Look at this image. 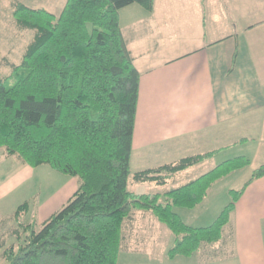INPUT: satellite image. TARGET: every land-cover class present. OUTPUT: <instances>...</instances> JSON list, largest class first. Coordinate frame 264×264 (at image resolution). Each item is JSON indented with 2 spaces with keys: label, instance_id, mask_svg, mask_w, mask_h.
<instances>
[{
  "label": "trees",
  "instance_id": "obj_1",
  "mask_svg": "<svg viewBox=\"0 0 264 264\" xmlns=\"http://www.w3.org/2000/svg\"><path fill=\"white\" fill-rule=\"evenodd\" d=\"M153 1L67 0L59 15L13 4L16 28L34 36L20 64L0 78V148L31 168L46 165L77 178L79 186L41 224L22 222L28 203L17 208L16 245H0L5 264H117L122 225L135 209L152 211L174 234L170 258L190 256L220 240L247 185L264 176V167L255 170L206 228L187 226L174 209L197 207L215 182L247 167L248 159L224 162L164 195L128 190L130 177L134 184L163 186L209 156L131 173L139 73L119 10L138 4L151 11Z\"/></svg>",
  "mask_w": 264,
  "mask_h": 264
},
{
  "label": "crops",
  "instance_id": "obj_2",
  "mask_svg": "<svg viewBox=\"0 0 264 264\" xmlns=\"http://www.w3.org/2000/svg\"><path fill=\"white\" fill-rule=\"evenodd\" d=\"M229 24L239 30L216 28ZM119 26L139 73L131 173L209 155L164 188L197 167L213 164L210 172L236 158L249 160L243 169L250 175L264 167V0H154L151 11L131 4L119 10ZM11 165L28 179L41 167L18 158ZM146 184L154 183L134 184L130 192L142 195L137 186ZM72 185L64 182L59 201L68 202L79 181ZM210 190L194 209H174L187 226L206 228L219 216H211L213 203L205 205ZM50 200H37L35 212L28 206L24 216L43 223L53 215ZM16 210L0 199V220L16 225ZM174 245L152 211L135 209L122 225L117 264H264V176L247 185L219 241L170 258Z\"/></svg>",
  "mask_w": 264,
  "mask_h": 264
},
{
  "label": "rangeland",
  "instance_id": "obj_3",
  "mask_svg": "<svg viewBox=\"0 0 264 264\" xmlns=\"http://www.w3.org/2000/svg\"><path fill=\"white\" fill-rule=\"evenodd\" d=\"M15 2L22 3L31 9L44 8L54 15H59L63 7L62 0H56V3L54 0H0V78H5L10 75L11 65L17 66L20 64L25 49L32 42L34 36V32L31 30L23 31L16 28L12 16L13 4ZM54 4L55 7H51ZM216 28H221L222 30L226 28V30L232 31L239 30V27L234 26V24L217 26ZM13 161H17V158H9L5 150L0 148V199L3 200V202L14 205L16 209L27 202L30 209L32 208V212H35L37 200H40L44 204L47 201L50 202V199H52V201L54 200V208L51 209L50 214H54V212L60 210L61 206L70 198H64L62 201L58 200L59 193L64 191V182H71L74 185L78 184L77 178L56 172L49 166H41L37 169H30L28 166H25L27 169L33 171L32 173H34V175L32 179L22 178L16 173L15 170L17 168L15 169V166L11 165L14 163ZM212 167L213 164L197 167L191 170L189 172L190 174H183L175 178L164 188L154 184H146L137 187H140V192L146 195L149 193V195H155L157 191L162 193L174 190L179 188L181 184L187 182V180H192L208 172ZM246 172L249 173L247 169L236 170L211 186L208 199L205 202V205L210 203L214 205L210 209V213H212L211 216L220 214V211L233 201L231 192L240 191L251 177L250 173L245 175ZM128 190H135L131 177L128 181ZM163 199L162 197L161 201H163ZM29 213L21 218L23 223L26 222L28 224V221H33L32 217L34 218V216L31 215L32 217H29ZM8 222H6V220H0V243H2L5 248L16 245L15 238L11 236V230L14 229L16 225L12 224L10 221ZM2 251L3 250L0 249V264H5L1 256Z\"/></svg>",
  "mask_w": 264,
  "mask_h": 264
}]
</instances>
